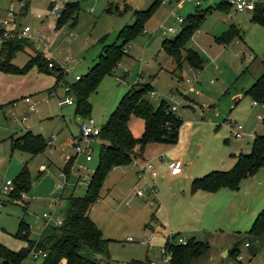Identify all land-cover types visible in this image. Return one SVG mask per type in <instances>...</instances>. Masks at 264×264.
Masks as SVG:
<instances>
[{
  "label": "rangeland",
  "instance_id": "rangeland-1",
  "mask_svg": "<svg viewBox=\"0 0 264 264\" xmlns=\"http://www.w3.org/2000/svg\"><path fill=\"white\" fill-rule=\"evenodd\" d=\"M51 1L59 2L61 9L66 2L76 4L74 12L57 28H54L55 17L47 15V5ZM151 1L27 0L23 14L18 10L19 18L30 27L28 33L38 31L51 35L46 45L52 53L47 54L48 50L40 40H32V45L44 57H51L63 70L56 85L58 99L65 96L60 87L73 82L75 75H83L104 43L120 42L116 37L118 30L133 21L134 11L145 9ZM195 1H182L174 9L171 8L173 5L160 3L152 11L144 21L141 32L124 43L123 54L110 73L103 74L94 89L88 92L89 109L84 116L73 112L74 102L57 104L53 94H45L44 91L54 84L52 73L38 70L35 65L17 73L0 71V183L4 179L13 180L21 169L27 181L25 189L16 190V196H11L9 191L0 192V244L11 250L24 246V238L15 232L19 220L28 224V236L34 238L45 219L42 212L50 213L52 218L58 217L70 192L75 195L84 192L87 177L96 162L99 141L88 142L89 159H84L83 151L75 154L65 179L61 173L64 162L62 154L71 151V147L63 142L77 135V123L85 116H90L96 125H101L117 100L135 82L149 83L154 94L146 93L145 98L153 105L159 99L173 95L177 102L175 113L181 118L176 142L180 141V137L188 139L183 154L179 156L181 171L172 180L166 177L165 160L174 158V152L168 150L174 144L147 141L142 147L136 143L133 145V157L143 154L151 156V159L160 145H169L166 153L163 152V160H151L157 173L153 180L155 198L159 204L157 217L153 219L161 222L157 226L154 224V232L165 236L177 231L179 236L185 237L189 235L191 224L196 228L205 226L187 212L190 208L188 180L183 175L192 172L196 176L212 168H228L232 164V153L249 149L253 132L264 134V106L253 104L249 95L244 93L252 79L257 77L261 61L264 60V26L249 21L250 10L236 11L232 6L226 9L212 7L218 0H198V5H195ZM14 2L0 0V17L4 16L3 9ZM195 9L205 11L196 30L183 46L197 53L201 69L186 62L183 49L179 51L180 61L175 66L160 47V41L179 31L181 26L174 21L173 15L183 19L187 14L194 13ZM230 25L234 26L238 35L225 44L219 37ZM169 26L174 32H166ZM31 51L28 46L17 51L11 59L12 64L21 67ZM23 96L35 100L32 110L27 108ZM255 113H259L261 118H257ZM226 120L240 124L239 136L231 134ZM127 125L131 133L137 136L142 120L130 114ZM19 130H29L44 140L50 133L53 137L40 149L29 152L25 148L11 146L7 134ZM18 136L10 138L13 141ZM156 142H160L157 148ZM133 166L130 161L109 169L97 198L88 209V216L107 238L104 251L96 254L97 264H149L151 261L165 264L161 260V241L148 249L146 244L136 239L149 229L146 222L151 223L153 219L148 220L147 214L156 204H148L152 194L145 189H142L141 196L135 195L134 189L143 188L144 183L133 176ZM160 175L164 176L160 178ZM253 177L256 182L245 190L240 187L242 182L238 184L239 192L245 191L244 195H240V202L244 203L243 207L238 205L240 215L246 208V211H250L258 205L257 211L264 207V160ZM75 179L76 183L72 186ZM252 218L253 214L248 222L240 223L238 227H223L221 236L210 239L209 246L192 261L195 264L244 263L247 249L242 242L250 239L246 229ZM213 235L209 230L207 236L205 233L198 234L197 238H211ZM127 236L133 240L127 239ZM235 238L241 250L236 251V255L241 256L240 262L229 252L222 254L223 249H230ZM263 244L264 240L259 246ZM258 250L249 264L260 261L258 256L263 252L260 247ZM40 259L41 256L26 254L17 264H38Z\"/></svg>",
  "mask_w": 264,
  "mask_h": 264
},
{
  "label": "trees",
  "instance_id": "trees-1",
  "mask_svg": "<svg viewBox=\"0 0 264 264\" xmlns=\"http://www.w3.org/2000/svg\"><path fill=\"white\" fill-rule=\"evenodd\" d=\"M160 1L152 0L145 9L134 11L133 21L119 29L116 34L120 42L104 43L87 71L67 84L68 92L73 96L74 113L87 114L89 109L88 92L94 89L98 79L103 74L110 73L123 54L124 43L141 32L144 21L160 4ZM49 3L47 6H49ZM75 6L76 4L72 2L63 4L59 17L55 18L56 27H59L62 22L70 17L71 12L75 10ZM229 6L224 0H218L217 3L212 5V7L219 9H226ZM204 11L195 9L194 13L187 14L182 19L181 27L175 35L161 39L160 47L170 57L175 66L179 64V51L183 49L186 62L194 68H200L201 60L197 53L193 49L184 48L183 45L195 31ZM249 21L264 26V0L254 2L253 8L250 10ZM237 35L238 31L230 25L219 38L226 44L231 37ZM25 46L31 48V54L28 55L21 67H17L12 64L11 59L17 51L22 50ZM48 61L52 62L51 67L46 66ZM31 65H35L38 70L52 73L54 77L53 85L57 84L63 75V70L59 64L51 57H44L32 45L31 40L23 37L0 40V71L17 73L28 69ZM149 90L150 86L147 82H135L129 86L117 100L104 122L99 125L97 158L86 180L85 190L79 195L70 192L65 197V206L61 211L59 223L52 224L43 221L37 236L31 238L28 236V224L23 220H19L15 232L24 238L25 245L17 250H11L0 244V264H17L27 254L32 245L45 251L38 264H97L98 256L96 254L104 251L107 238L101 234L100 229L88 216V209L97 198L107 171L114 165L130 162L133 157V145L135 143L142 147L147 141L173 143L176 139L178 125L181 120L180 116L166 108L168 105L166 99H159L153 105L145 98V94ZM244 93L255 101H264V60L261 61L260 73L251 81ZM130 114L138 116L142 120V129L137 136L131 133L127 125ZM11 142L12 146L34 152L47 142V138L44 140L39 134H32L29 130H25ZM263 160L264 134L255 133L249 149L237 152L228 168H213L200 175L192 176L189 180V189L214 190L220 186L235 188L239 179L253 173ZM68 166L67 161L61 166L64 179ZM24 175V170L21 169L12 180V187L14 186V188H11L8 192L11 196L17 195L16 190L25 189L27 181ZM246 231L257 237L263 234L264 208L256 212ZM175 236H177V232H171L163 243L164 249L168 252L165 264H195L192 259L207 248V242L188 236L184 239V243H180L174 240ZM236 246L237 242H234L228 250L234 257L237 251ZM254 250L255 248L251 247L249 252L253 253Z\"/></svg>",
  "mask_w": 264,
  "mask_h": 264
},
{
  "label": "crops",
  "instance_id": "crops-1",
  "mask_svg": "<svg viewBox=\"0 0 264 264\" xmlns=\"http://www.w3.org/2000/svg\"><path fill=\"white\" fill-rule=\"evenodd\" d=\"M259 1H261V0H259ZM173 5L171 8L172 9H174V8H177V6L178 5H180L181 4V2L180 3H178V4H174V3H172L171 1H168V2H166V3H164V4H162V5ZM25 9V8H24ZM24 9L21 11V14H23V12H24ZM237 11V10H236ZM1 12H2V10H1V8H0V15H1ZM3 12H4V9H3ZM174 16L175 15H173V18H174ZM251 22V21H250ZM251 23H253V22H251ZM256 24V23H255ZM258 25V24H257ZM54 28H57L56 26H54ZM196 30V29H195ZM50 37H51V35L50 34H48ZM47 54H48V52H49V55H51V53H52V51L49 49V47H48V45H47ZM248 56H249V58H252V55L251 54H248ZM52 59V58H51ZM145 65H147V63H144ZM189 68V67H188ZM189 69H191V68H189ZM200 69H201V66H200ZM199 69V70H200ZM199 70H197V72L199 71ZM260 70H261V67H260ZM260 70H259V73H260ZM258 73V74H259ZM257 74V75H258ZM256 75V76H257ZM253 80V79H252ZM53 81H54V77H53ZM57 84H55V85H53L52 87H50V88H47L44 92H46L45 94L47 95H50V93L51 94H53L54 96H55V99L57 98V95H56V86ZM60 89H61V92H62V86L60 87ZM150 90H152L151 88H150ZM63 93V92H62ZM173 94V93H172ZM253 100V99H252ZM25 102V101H24ZM26 103V102H25ZM253 104H260L258 101H256V103H254V102H252ZM35 104V103H34ZM69 104H71V103H69ZM261 106H264V101L262 102V104H260ZM26 106H27V103H26ZM33 107H34V105H33ZM29 110H32V108L31 109H29ZM189 123H190V121H189ZM190 126V125H189ZM141 129H142V127H141ZM141 131V130H140ZM21 133V131L19 130L18 132H9L7 135H9V139H10V141H11V136H14V135H17V134H20ZM256 132H253V134H252V137H253V135L255 134ZM77 134H78V129H77ZM232 134V133H231ZM233 135V134H232ZM48 137H47V142L46 143H49V140L53 137V136H51V133L49 134V135H47ZM77 136V135H76ZM76 136H74V137H76ZM177 136V135H176ZM235 136V135H234ZM70 137H73V136H70ZM70 137H68V139L70 138ZM68 139H66L64 142H63V144H65L66 146H69V147H71L70 145H68L67 144V140ZM91 140H97V139H91ZM180 141H178V142H176V139H175V141L172 143V144H174V145H171L172 147H170V149H168V150H172L174 153H173V156H174V159H177L179 162H180V165H181V161H180V159H179V156L181 155V154H183V151H184V149H185V147H186V145H187V142H188V139H186L185 137H180V139H179ZM163 142V141H162ZM160 142H156L155 144H156V148H157V146H159V145H157V144H159ZM11 146H12V142H11ZM169 147V145L168 146H164V145H160L159 147H158V151L156 150L155 151V153L153 154V160H157V161H160V160H163V159H158L157 158V156H158V154L159 153H162V155H163V152L165 151V153H166V150L165 149H167ZM239 151H242V150H238L237 152H239ZM243 151H247V150H243ZM67 152H69L68 154H70V156H69V158H67V159H64V153L62 154L63 156H62V158H63V160H64V162L65 161H67L68 162V164H69V166H68V169H69V167H70V165H71V163H72V160H73V157L75 156V152L73 151V148L71 147V151H67ZM67 152H65V153H67ZM237 152H235V153H232V162H233V160H234V155L237 153ZM150 158L151 159V156H143V154H139V157H137L136 156V158L137 159H140V158ZM132 158H135V157H132ZM135 158V159H136ZM151 159V160H152ZM169 159V158H168ZM63 162V163H64ZM116 166H118V165H114V166H112L110 169H113V168H115ZM213 169V168H212ZM219 169V168H218ZM180 171H181V169H180ZM179 171V172H180ZM132 172H133V176L135 177V179L136 180H139L137 177H136V175H135V171H134V166H133V170H132ZM179 172H177V173H179ZM255 172V171H254ZM254 172L253 173H251V174H248V175H246V176H244V177H242V178H240L239 179V181H238V184H239V182H242L241 184H240V187L242 188V189H246L248 186H250V185H252L254 182H256V179H255V177H253V174H254ZM177 173H173V174H171V173H167L168 174V176L166 175V177L168 178V179H170V180H172L173 179V177H176V175H177ZM192 172H189V174H184L183 175V177H186L187 178V180H188V196H189V202H188V205L190 206V208H188L187 210V212L189 213V214H192V215H194L197 219H199L200 220V223H201V225H205V226H200L199 228H196V226H193L192 224V226L190 225L189 226V229H188V231H189V235H187V236H180V237H182V238H186V237H188V236H192V237H194V238H196V239H200V240H203V241H206L207 242V247L209 246V243H210V239H216V238H219L220 236H221V232H222V229H223V227H230V228H233V227H235V226H239V224L240 223H243V222H245V221H249L250 220V218L252 217V214H253V218H254V216H255V214H256V212L259 210V209H261V208H264V207H261V208H259L257 211L255 210L256 209V207L258 206H256V207H253L252 208V210H250V211H246L247 210V208L245 209V211H243V213H242V215H240L239 214V209H238V205H240L241 207H243L244 206V203H242V202H240V201H242L241 200V194L242 195H244L245 194V191H243V192H239V189H238V187H239V185L237 184V186L235 187V188H229V187H226V186H220V187H218V188H216V189H214V190H206V189H203V188H196V189H194V190H190L189 189V180H190V178L193 176V175H195V174H191ZM157 173H155V175H156ZM154 175V176H155ZM154 176H152V179H151V181H152V184L154 185V180H153V177ZM164 176V175H163ZM162 175H160V178H162L163 177ZM65 178H66V176H65ZM135 182V181H134ZM76 183V179H75V181L73 182V184H72V186L74 185ZM136 183V182H135ZM155 186V185H154ZM155 188V187H154ZM147 191V190H146ZM152 194V197H154L155 198V190H154V192L153 193H151ZM136 196H141V195H137V194H135ZM155 206L153 207V209H150L149 211H148V214H147V216H148V220H152L153 218H156L157 216V212H158V209H159V204L157 203V201H156V198H155ZM249 209V208H248ZM254 210L256 211V212H254ZM156 213V214H155ZM255 213V214H254ZM60 216H61V214H60ZM252 218V219H253ZM252 219H251V221H252ZM147 223V224H146ZM146 223H144V224H146V226H147V228H149V229H147V231L145 232V233H143L142 234V236L140 235L138 238H136L137 240H139V242H141V243H144V244H146V246H147V248L148 249H150L151 248V246L153 245V244H155V243H157L158 241H161V248H162V253H163V256H164V252H166V250L164 249V247H163V243H164V241H165V238L167 237V235H169L170 233H168L167 235H165V236H160V235H158V234H155V228H156V226L158 225V224H161V222L160 221H157V220H152V222L150 223V221L148 222H146ZM158 223V224H157ZM251 223V222H250ZM249 223V224H250ZM154 224H156V226L154 227ZM249 226V225H248ZM41 227V226H40ZM40 227H39V229H40ZM248 228V227H247ZM200 229H202L203 231L201 232L200 231ZM208 229V230H207ZM209 230L211 231V233H213L214 235L213 236H211V238L210 237H207V238H197L198 236V234H206V236H207V233L209 232ZM39 232V231H38ZM174 232H177V231H174ZM249 234V233H248ZM177 235L179 236V233L177 232ZM250 235V239L249 240H243V242L244 241H246L247 242V244H244L243 242H242V245L243 246H245V248L247 249V252H246V255H245V257L244 258H246L245 259V262L244 263H241L240 261V258H241V256L239 255L238 257H236L235 256V258L237 259V261H239L240 262V264H249L250 263V261L252 260V258L253 257H255L256 255H257V253H258V247H260V251H262L263 253L262 254H260L258 257H259V259H260V261L259 262H257L256 264H264V244L263 245H261V246H259L260 245V242L262 241V240H264V232H263V234L262 235H260L259 237H257V236H253L252 234H249ZM176 237V236H175ZM175 237H174V239H175ZM127 239H129V240H133L132 239V237H130L129 236V238H128V236H127ZM153 241V242H152ZM236 241V238L235 239H233L232 240V243H234ZM260 241V242H259ZM250 242V243H249ZM256 242H259V244H256ZM237 247V246H236ZM251 247H253V248H255V250H254V252L253 253H250L249 251H250V249H251ZM237 249H239L238 247H237ZM241 250L239 249V251L238 252H240ZM227 253H228V250L227 249H223L222 250V254H226L227 255ZM231 255V254H230ZM162 256V257H163ZM162 257H161V260H162ZM168 258V257H167ZM167 260V259H166ZM166 260H162L163 262H166ZM154 263V262H153ZM61 264V263H60ZM150 264V263H149ZM230 264H233V263H230Z\"/></svg>",
  "mask_w": 264,
  "mask_h": 264
},
{
  "label": "built area",
  "instance_id": "built-area-1",
  "mask_svg": "<svg viewBox=\"0 0 264 264\" xmlns=\"http://www.w3.org/2000/svg\"><path fill=\"white\" fill-rule=\"evenodd\" d=\"M15 2L13 4H10L7 6V8L4 10V16L0 17V40H6V39H12V38H27L29 40H40L44 48L47 47V43H49L51 37L48 34H45L43 32L36 31L35 33L31 34L28 33L30 31V27L26 24H23L19 18L20 12L22 11L23 7L25 6L27 0H14ZM168 1H171L174 4H178L182 1H190V0H161L160 3L164 4ZM227 2L230 6L233 7L234 10L241 11V10H251L253 8L254 2L256 0H224ZM199 1H195V5H198ZM20 10V12H18ZM61 12V4L57 1H51L49 3V6H47V15L53 16L55 18L59 17ZM174 21L178 24H181L182 18H180L178 15L174 16ZM166 32H174L173 28L171 26L167 27ZM124 49V47L122 48ZM47 67L52 66V62L48 61L46 63ZM78 76L75 75L74 79H77ZM62 92L65 94V96L62 99L56 98V103H72L73 102V96L68 92V86L65 85L62 88ZM149 95H153V91H148ZM50 95H52L50 93ZM172 95V94H171ZM173 96V95H172ZM172 96L167 97L168 105L167 109L175 112L176 109V101L173 99ZM27 103V108L31 109L33 108V105L35 103V100L29 99L28 96H23L22 98ZM252 102L256 103L255 100H252ZM260 104H262L261 101H258ZM84 116V115H83ZM255 116L257 118H261V115L259 113H255ZM227 125L231 129V133L235 136H239L241 134L240 124L239 123H233L226 120ZM77 129L78 134L76 137H70L67 140V144L70 145L73 148V151L75 153L79 151L84 152V159H89V149L87 148L88 142L93 138L97 139V134L99 132V126L96 125L95 121L90 116H85L83 119H81L77 123ZM53 136V134H51ZM48 141V140H47ZM80 141H83L81 144ZM70 154L64 153V159L69 158ZM158 159H162V153H159L157 156ZM131 164L134 165V171L136 177L141 180L144 185L142 187H136L134 189V193L137 195H142L143 190L145 189L150 193H153L155 188L152 184V176L155 175L156 169L154 166V163L151 161L150 158H140L135 159L131 158ZM165 166L167 168V171L171 174L177 173L181 169L180 162L177 159L169 158L168 160H165ZM92 169L90 170V172ZM88 179V177H87ZM12 180L10 179H4L0 183V192L5 193L8 192L12 188ZM55 201V198L53 199ZM155 203V198L150 197L148 198V204ZM42 216L45 218L43 221H51L52 224H58L61 216L58 217H51L50 213L42 212ZM129 238V236H128ZM176 242L184 243V238L180 236H176L174 239ZM244 244H247L246 241L243 242ZM45 251L41 249L38 246L32 245L28 251L27 254L31 257L36 256H42L44 255ZM239 255H236L238 257ZM168 257V252H164V256L162 257V260H166ZM150 264H154L152 261Z\"/></svg>",
  "mask_w": 264,
  "mask_h": 264
}]
</instances>
